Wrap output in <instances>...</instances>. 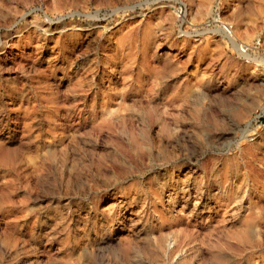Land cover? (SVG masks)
Instances as JSON below:
<instances>
[{
  "label": "rangeland",
  "instance_id": "374dc122",
  "mask_svg": "<svg viewBox=\"0 0 264 264\" xmlns=\"http://www.w3.org/2000/svg\"><path fill=\"white\" fill-rule=\"evenodd\" d=\"M223 22L264 49V0H0V264H264Z\"/></svg>",
  "mask_w": 264,
  "mask_h": 264
},
{
  "label": "built area",
  "instance_id": "2783aa9c",
  "mask_svg": "<svg viewBox=\"0 0 264 264\" xmlns=\"http://www.w3.org/2000/svg\"><path fill=\"white\" fill-rule=\"evenodd\" d=\"M220 29L228 44L242 61L248 64H256L253 62V58L264 59V49L260 39L253 41L239 39L235 35L233 25L228 22L221 23ZM247 126L254 128L256 131L264 128V102L251 114Z\"/></svg>",
  "mask_w": 264,
  "mask_h": 264
},
{
  "label": "bare ground",
  "instance_id": "6f19581e",
  "mask_svg": "<svg viewBox=\"0 0 264 264\" xmlns=\"http://www.w3.org/2000/svg\"><path fill=\"white\" fill-rule=\"evenodd\" d=\"M253 62H255L257 65H264V59L263 58H261V59H259V58H253Z\"/></svg>",
  "mask_w": 264,
  "mask_h": 264
}]
</instances>
